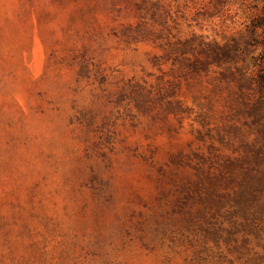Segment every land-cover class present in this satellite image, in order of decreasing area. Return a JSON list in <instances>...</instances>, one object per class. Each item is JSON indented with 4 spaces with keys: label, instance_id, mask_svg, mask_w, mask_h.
Here are the masks:
<instances>
[{
    "label": "rangeland",
    "instance_id": "rangeland-1",
    "mask_svg": "<svg viewBox=\"0 0 264 264\" xmlns=\"http://www.w3.org/2000/svg\"><path fill=\"white\" fill-rule=\"evenodd\" d=\"M248 4L0 0V264H264L202 199L256 136L219 54Z\"/></svg>",
    "mask_w": 264,
    "mask_h": 264
},
{
    "label": "trees",
    "instance_id": "trees-1",
    "mask_svg": "<svg viewBox=\"0 0 264 264\" xmlns=\"http://www.w3.org/2000/svg\"><path fill=\"white\" fill-rule=\"evenodd\" d=\"M248 1L254 15L239 38L222 46L219 54L226 59L247 61L236 78L239 97L252 118L256 136L231 164L237 169L232 178L236 182L233 191L225 193L206 187L202 199L204 213H209L212 206L219 210L226 204L229 211L240 215L244 231L261 233L264 231V0ZM205 176L210 179L212 174Z\"/></svg>",
    "mask_w": 264,
    "mask_h": 264
}]
</instances>
